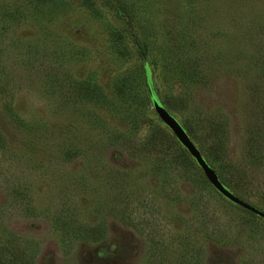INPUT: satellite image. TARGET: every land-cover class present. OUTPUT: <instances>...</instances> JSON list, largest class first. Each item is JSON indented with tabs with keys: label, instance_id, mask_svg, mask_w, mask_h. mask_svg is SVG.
Listing matches in <instances>:
<instances>
[{
	"label": "rangeland",
	"instance_id": "1",
	"mask_svg": "<svg viewBox=\"0 0 264 264\" xmlns=\"http://www.w3.org/2000/svg\"><path fill=\"white\" fill-rule=\"evenodd\" d=\"M143 67L264 212V0H0L3 264H264V219Z\"/></svg>",
	"mask_w": 264,
	"mask_h": 264
},
{
	"label": "water",
	"instance_id": "2",
	"mask_svg": "<svg viewBox=\"0 0 264 264\" xmlns=\"http://www.w3.org/2000/svg\"><path fill=\"white\" fill-rule=\"evenodd\" d=\"M151 106L158 117V119L170 130L177 142L185 149L187 154L193 159L195 164L201 170L207 182L225 199L236 204L237 206L255 214L264 219V212L254 205L238 198L232 194L222 183L218 180L215 172L203 160L197 148L188 138L183 128L178 124L172 115H170L154 98L151 99Z\"/></svg>",
	"mask_w": 264,
	"mask_h": 264
},
{
	"label": "trees",
	"instance_id": "3",
	"mask_svg": "<svg viewBox=\"0 0 264 264\" xmlns=\"http://www.w3.org/2000/svg\"><path fill=\"white\" fill-rule=\"evenodd\" d=\"M142 81H143V83H144V86H145L147 92H148L149 95H150V98L152 99V94H151L152 92H151V89H150L151 86H150V82H149L148 71H147V69H146L145 67H143ZM0 105H1V103H0ZM2 108L6 110L7 115H8L11 119H13V120L16 122V124H20V125L22 124L21 121H20L19 119H17L15 116H13L12 114H10L9 110H8L6 107L2 106ZM1 111H3V110L1 109ZM0 143H1V141H0ZM1 145H2V144H1ZM63 153H64V152H63ZM14 190H15V189H14ZM15 191H16V190H15ZM16 193H18V192H16ZM0 264H3V263L1 262V260H0Z\"/></svg>",
	"mask_w": 264,
	"mask_h": 264
}]
</instances>
